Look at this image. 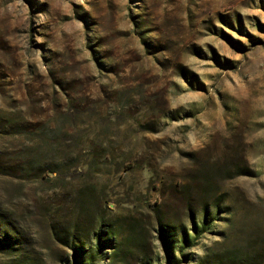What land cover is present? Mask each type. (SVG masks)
<instances>
[{
    "label": "rangeland",
    "instance_id": "374dc122",
    "mask_svg": "<svg viewBox=\"0 0 264 264\" xmlns=\"http://www.w3.org/2000/svg\"><path fill=\"white\" fill-rule=\"evenodd\" d=\"M75 246L264 264V0H0V264Z\"/></svg>",
    "mask_w": 264,
    "mask_h": 264
},
{
    "label": "trees",
    "instance_id": "16d2710c",
    "mask_svg": "<svg viewBox=\"0 0 264 264\" xmlns=\"http://www.w3.org/2000/svg\"><path fill=\"white\" fill-rule=\"evenodd\" d=\"M207 220H208L207 214L205 213V215H204V223L205 224L208 222ZM164 232H165V230L162 229V231H161L162 238L164 236ZM102 233H103L102 230H99V232L96 233V237H97L96 246H97L99 252H101V249H102L103 245L105 243H107L106 241L104 242V240L103 241L101 240ZM184 239H185V242H186V238H184ZM163 243H164L163 246H164V250H165V255H166L167 262L170 263V260L173 258L172 254H171V252L169 250L170 249V242L168 240H166V239L164 240V238H163ZM73 248H74V250L76 252V256H75L76 263L79 264L80 263L79 260L81 259L80 256H81L82 249L80 247H77V246H75ZM84 253L86 255L87 254V251H85ZM85 255L82 256V257H85Z\"/></svg>",
    "mask_w": 264,
    "mask_h": 264
}]
</instances>
